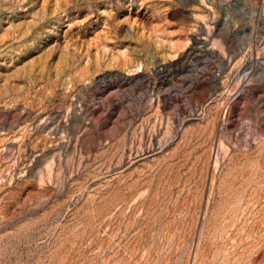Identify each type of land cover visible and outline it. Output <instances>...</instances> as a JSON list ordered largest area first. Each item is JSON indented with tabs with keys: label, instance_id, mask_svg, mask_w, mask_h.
Masks as SVG:
<instances>
[{
	"label": "rangeland",
	"instance_id": "rangeland-1",
	"mask_svg": "<svg viewBox=\"0 0 264 264\" xmlns=\"http://www.w3.org/2000/svg\"><path fill=\"white\" fill-rule=\"evenodd\" d=\"M0 264H264V0H0Z\"/></svg>",
	"mask_w": 264,
	"mask_h": 264
}]
</instances>
